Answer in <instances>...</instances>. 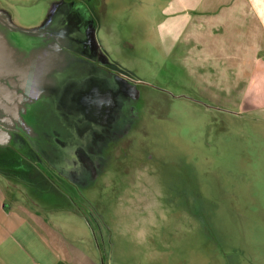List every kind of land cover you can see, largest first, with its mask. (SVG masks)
<instances>
[{"label": "rangeland", "instance_id": "obj_1", "mask_svg": "<svg viewBox=\"0 0 264 264\" xmlns=\"http://www.w3.org/2000/svg\"><path fill=\"white\" fill-rule=\"evenodd\" d=\"M126 13L111 33L95 35L104 64L96 70L98 93L70 91L63 110L44 106L39 116L27 115L37 129L21 115L17 127L33 132L21 151L30 156L0 169H14L4 174L14 185L22 180L26 200L63 237L87 238L102 264L260 261L264 122L214 97L209 76L166 57L155 34L137 32L146 20ZM11 18L31 31L48 12ZM113 125L117 135H102ZM11 139L0 136V147Z\"/></svg>", "mask_w": 264, "mask_h": 264}, {"label": "crops", "instance_id": "obj_2", "mask_svg": "<svg viewBox=\"0 0 264 264\" xmlns=\"http://www.w3.org/2000/svg\"><path fill=\"white\" fill-rule=\"evenodd\" d=\"M20 11L48 12L39 27L56 23V33L66 35L61 25L70 18V27L85 33L86 45L95 49L96 33H111L126 12L144 18L147 26L138 21L137 32L155 34L166 57L188 61L210 77L217 87L214 97L223 96L231 109L264 122V0H0L2 16L11 20V13ZM4 173L0 169V179L10 185L0 181V264L104 262L90 252L87 238L63 237L42 207L26 200L27 188L17 185L22 180L16 186ZM236 264L249 262L239 258ZM250 264H264V257Z\"/></svg>", "mask_w": 264, "mask_h": 264}, {"label": "flooded vegetation", "instance_id": "obj_3", "mask_svg": "<svg viewBox=\"0 0 264 264\" xmlns=\"http://www.w3.org/2000/svg\"><path fill=\"white\" fill-rule=\"evenodd\" d=\"M63 23L61 26L69 34L66 35V39L61 46L63 51L61 56L63 57L65 54V60L62 64L56 65L46 85H44V80L42 79V66L40 63L38 64L36 61L28 71H26L27 68L25 67L28 61L32 59V54L35 56V60L38 55H41L42 50L47 46L46 43L42 39L38 41L27 38L10 32L6 27L0 26V29L6 32L13 50H10L6 54L7 61L5 63L7 67L4 68V72L0 73V96L3 98L9 96L15 100L10 110L19 112L23 115L24 120H26V116L29 114L39 116L44 106H50L53 109L58 107L63 110L61 101L65 94L70 91L84 92L86 88H90L91 92L96 91L95 93H98L97 88L99 87L100 89V86L103 85V82L100 84L102 76H96V70L101 72L104 69V64L102 63V59H100L101 56L96 51L94 52V48L92 52L89 50L92 48L86 45L85 33L81 31L75 32L74 28L70 27V18L66 17ZM85 53L88 54V59L84 57ZM86 85L88 87H84ZM44 88L47 92L45 91L46 93L43 96ZM39 94L38 99L33 98L30 102L25 101L27 98L36 97ZM43 100H45L46 105L42 104ZM22 103L23 106L21 105ZM26 122L28 121L26 120ZM28 124L30 128L37 129L36 125L32 122H28ZM14 126L13 129H3L12 134V139L9 140L12 142L3 148L0 147V164H9L10 166V164L19 163L22 159L25 161V158L30 156L28 153L21 151L29 150V145L26 141L32 138L31 134L33 132L30 130L31 133L27 135L26 130H22V127L18 128L17 124ZM103 130L102 135L112 136L118 134L116 125H113L112 130L109 128H104ZM2 170L14 174V169L10 167L2 168Z\"/></svg>", "mask_w": 264, "mask_h": 264}, {"label": "water", "instance_id": "obj_4", "mask_svg": "<svg viewBox=\"0 0 264 264\" xmlns=\"http://www.w3.org/2000/svg\"><path fill=\"white\" fill-rule=\"evenodd\" d=\"M0 26L6 27L10 32L17 33L27 38L38 37L46 43V47L41 52V55H38L35 60V56L32 54V59L28 61V64L25 66L28 71L29 68H32L35 62L42 66V79L44 80V85L47 84L49 76L54 72L56 65L62 64L64 62V56H61L62 45L66 39V34L56 33L53 28V25H46L45 27L34 29L31 31H26L21 28H17L11 24V20L7 17H4L0 14ZM50 31L48 35L47 32ZM47 38V40H46ZM63 40V41H62ZM13 51L10 45V41L6 35V32L0 29V73L4 72V68L7 67L5 61H7V53ZM6 59V60H5ZM35 60V61H34ZM54 62V63H53ZM32 74V73H31ZM30 74V76H31ZM7 90V89H6ZM46 89H43V96L45 95ZM40 94L36 97L27 98L25 101L30 102L33 98H39ZM13 100L11 97H1L0 96V134H8V131H4V128L13 129L15 124L21 123V114L19 112H14L10 110V107L13 106ZM23 106V103L21 104Z\"/></svg>", "mask_w": 264, "mask_h": 264}]
</instances>
